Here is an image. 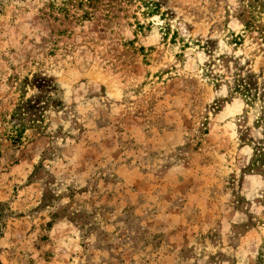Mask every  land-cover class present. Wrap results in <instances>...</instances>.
Returning <instances> with one entry per match:
<instances>
[{
	"label": "rangeland",
	"instance_id": "obj_1",
	"mask_svg": "<svg viewBox=\"0 0 264 264\" xmlns=\"http://www.w3.org/2000/svg\"><path fill=\"white\" fill-rule=\"evenodd\" d=\"M251 3L0 0V264H264Z\"/></svg>",
	"mask_w": 264,
	"mask_h": 264
},
{
	"label": "trees",
	"instance_id": "obj_2",
	"mask_svg": "<svg viewBox=\"0 0 264 264\" xmlns=\"http://www.w3.org/2000/svg\"><path fill=\"white\" fill-rule=\"evenodd\" d=\"M248 5V19L244 25L246 29L258 30L260 38L264 39V0H254Z\"/></svg>",
	"mask_w": 264,
	"mask_h": 264
}]
</instances>
